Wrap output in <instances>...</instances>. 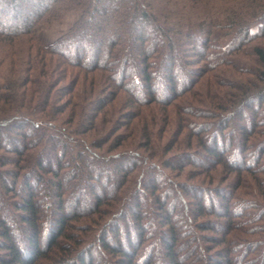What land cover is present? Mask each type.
<instances>
[{"label": "trees", "instance_id": "trees-1", "mask_svg": "<svg viewBox=\"0 0 264 264\" xmlns=\"http://www.w3.org/2000/svg\"><path fill=\"white\" fill-rule=\"evenodd\" d=\"M0 264H264V0H0Z\"/></svg>", "mask_w": 264, "mask_h": 264}, {"label": "rangeland", "instance_id": "rangeland-1", "mask_svg": "<svg viewBox=\"0 0 264 264\" xmlns=\"http://www.w3.org/2000/svg\"><path fill=\"white\" fill-rule=\"evenodd\" d=\"M79 14L76 11L67 12L62 18L54 21L49 26L44 27L39 31L38 37L42 43L48 44L55 41L61 34L65 33L73 22L78 18ZM84 83V82H83ZM116 107L117 102L115 103Z\"/></svg>", "mask_w": 264, "mask_h": 264}]
</instances>
